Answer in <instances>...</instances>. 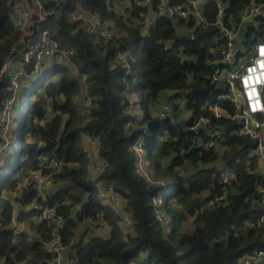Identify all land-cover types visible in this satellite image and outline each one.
I'll list each match as a JSON object with an SVG mask.
<instances>
[{
    "label": "trees",
    "instance_id": "trees-1",
    "mask_svg": "<svg viewBox=\"0 0 264 264\" xmlns=\"http://www.w3.org/2000/svg\"><path fill=\"white\" fill-rule=\"evenodd\" d=\"M11 1L0 0V115L15 96L10 73H2L19 38L11 16ZM223 1L227 4L228 16H236L251 0ZM73 2L111 19L116 37L98 41L72 22ZM119 6L113 0H63L59 16L41 25V30H49L61 48L73 49L74 55L70 63L55 62L33 87L21 90L18 95L28 91L33 100L28 101L19 128L9 132L11 137L17 132L22 134L15 149L16 167L10 170L5 166L8 149L0 160V173H3L0 178V257L7 256L4 264L25 261V264H48V255L37 237L49 238L50 224L42 221L36 237L24 232L17 238L8 228L13 204L4 197L5 192L20 191L21 196L16 199L22 207L36 198L33 185L23 183L30 177L26 168H35L38 157L46 155L64 163L56 177L59 188L48 203L56 205L65 218L63 240L69 242L73 237L78 238L72 246L74 264H241L245 257L264 250V228L258 225L264 214V195L260 191L264 178L259 173L254 152L256 142L234 133L240 127L238 123L227 118L214 119L215 124L227 127L226 149L195 148L190 153H181L180 148L191 145L194 139L192 133L184 135L187 122L182 120L174 125L170 119L154 114L160 100L171 101L173 95L185 96L184 109L193 111L194 116L210 115L209 106L214 103L231 113L236 111L234 102L218 99V95L227 90L212 84L208 78L213 69L209 61L216 56L213 51L223 42L220 31L215 26H198L195 38L189 39L179 34L171 21L161 18L146 35L133 19L146 9L128 5L127 16L117 10ZM206 11L209 18H214L215 0L208 1ZM260 22L258 26L245 29L244 45L264 40V19ZM186 24L193 27L195 22L191 19ZM120 52L127 56L128 71L116 61ZM24 67L30 71L33 65ZM83 81L94 97L90 120L85 125L79 111ZM130 86L142 99L145 116L140 121L128 111L125 91ZM18 99L13 103L14 110ZM173 106L175 113L182 112L178 104ZM145 120H152L154 137L148 153L150 168L156 178L165 181L166 175L171 177L174 181L171 189L168 185L148 183L135 173L132 144ZM128 123L133 125L128 127ZM165 129L178 136L179 141L164 140ZM83 133L101 139V156L108 162L106 172L96 179L89 177ZM187 163L191 165L190 171L185 170ZM223 166L235 171V179L229 186L220 182ZM98 181L114 187L123 211L133 220L130 228L123 224L122 211L99 197ZM225 188L231 192L227 203L198 214L194 229L185 231L184 224L189 215L201 207L204 195L215 196ZM155 196L165 198L162 209L172 215L170 230L152 212ZM26 218L27 212L21 210L18 219ZM86 220L105 223L110 229L107 236L85 240L88 232L80 234L78 231Z\"/></svg>",
    "mask_w": 264,
    "mask_h": 264
},
{
    "label": "built area",
    "instance_id": "built-area-1",
    "mask_svg": "<svg viewBox=\"0 0 264 264\" xmlns=\"http://www.w3.org/2000/svg\"><path fill=\"white\" fill-rule=\"evenodd\" d=\"M63 0H12L10 3L11 16L15 26L19 30V38L16 41L13 51L7 58L2 73L12 61L13 57H19L22 65L16 66L11 75V84L15 96L6 104V108H13L16 98L23 89L34 86L35 81L43 75V72L53 66L55 62L70 63L74 55L73 49L61 48L59 41L51 37L49 30H41L44 21L60 14ZM120 5L125 3L122 12H126L128 5L143 7L146 9L140 17H133L135 25L140 28L143 34H149L155 26L156 21L165 18L174 26L181 23L186 27V23L191 19L195 25L201 27H218L222 44L215 48L216 53L209 63L212 65V73L208 76L212 84L221 85L227 91L218 95L220 100H230L235 103L236 111L231 113L227 109L214 103L210 105V115L194 116L193 111L186 110L183 120L187 122L184 135L192 133L194 139L191 145L181 147V153H190L195 148L203 150L220 149L224 150L227 127L223 124H215L214 119H230L232 123H238L240 127L234 132L239 136L247 137L256 142L254 152L259 163V173L264 178V40L246 46L243 43L244 35L242 31L253 24L260 25V19H264V1L251 0L238 15L227 14V4L223 0H215L216 12L214 18H209L206 5L209 0H113ZM75 9L71 12L70 20L79 24L88 33L92 34L98 41H108L116 37V30L109 21L96 11L86 9L81 3L73 2ZM189 39H194L192 31L186 32ZM16 52V54H14ZM15 55V56H14ZM116 61L127 71L130 68L129 61L125 53H118ZM24 65H33L27 71ZM133 86L125 91L128 100V111L142 120L145 116L142 101L134 95ZM173 94V93H172ZM133 96H135L133 98ZM185 103V96H174L171 101L163 106L156 107L154 114L162 119H170L177 125L179 120L174 111L175 104ZM94 106V97L89 94L87 86L83 90V100L80 102L79 111L83 118V125L90 120L91 109ZM190 122V123H189ZM189 123V124H188ZM133 124L128 123L127 126ZM8 124L5 115L0 116V160L5 151L10 147L11 140L8 139ZM147 127H142L141 132L136 136L132 150L135 156V173L151 184H167L162 179L156 178L150 168L148 152L145 149ZM163 139L177 142L178 136H174L169 129H165ZM95 168L97 176H101L108 168V162L101 156V139L94 137ZM64 168L63 161L51 158L46 155L38 157V164L29 170L30 177L27 183H31L37 191V196L30 204L32 210L39 213L41 220L46 221L51 226V234L47 239L37 237L42 242L48 264H71L69 259L64 258L65 250L71 249L78 238H71L65 242L62 230L65 227V218L58 212L56 205H50L48 200L56 191L57 174ZM253 169L250 168V171ZM235 179V171L228 167H221L220 182L229 186ZM98 195L104 203L110 204L117 211H122V219L125 227L130 228L133 220L127 212L123 211L121 199L110 184L98 181ZM264 195V187L260 188ZM231 192L225 188L222 193L215 196L204 195V201L195 214L189 215L186 222L194 223L198 214L208 209H216L224 206ZM21 193L11 197L4 194L6 199H11L13 209L9 219L8 228L18 236L24 231L25 223L18 219L20 203L17 201ZM17 198V199H16ZM165 202L163 196H155L152 199V212L155 218L164 226L168 219L162 206ZM258 225L264 228V214L259 218ZM50 255V257H49ZM7 256L0 257V264H4ZM20 264V263H19ZM241 264H264V250H259L255 255L245 257Z\"/></svg>",
    "mask_w": 264,
    "mask_h": 264
},
{
    "label": "crops",
    "instance_id": "crops-1",
    "mask_svg": "<svg viewBox=\"0 0 264 264\" xmlns=\"http://www.w3.org/2000/svg\"><path fill=\"white\" fill-rule=\"evenodd\" d=\"M253 25H255V24H253ZM253 25H251V26H253ZM255 26H258V25H255ZM196 27H197L196 25H194L193 27H189V26H186V27H184V26H178L177 29H178L179 34H181L182 36H186L187 38H189L188 35L186 34L187 30L188 31L195 32ZM245 29H247V28H245ZM245 29L242 31V33L245 31ZM258 41L259 40H257L255 43H257ZM13 61L16 64H15L14 68L11 71V70H9L10 69L9 66H10V63L13 62ZM11 62L7 65V67L5 68V71L4 72H7L8 71V73L11 74L16 69L15 68L16 66H18V65L21 66L22 65L21 59L19 57H13ZM133 92H134V95L137 94L139 96V94L136 93V91H133ZM138 96H137V98H138ZM134 97L135 96H133V98ZM170 97H171V95H170ZM140 100H142V99L140 98ZM169 101L170 100H167V99L160 100V102L158 103V107L160 106V108H161V106L169 103ZM178 105L182 109V112L180 114L179 113H176V117L179 120V122H182L183 117H184L183 115L186 112V110L184 109L185 108V104L183 102H181ZM155 111H157V110L155 109ZM44 122L45 121H41V123H44ZM142 127H144L143 124H142ZM81 137H82V145H83L85 151L87 152L88 158H89V167H88L89 177L91 179H96V178H98V176H97V171H96V168H95V165H94L95 157L97 156L96 153H94V142H93L94 137H90L86 133H83ZM39 144H41V142H39ZM29 170H30V168H26V172L29 173ZM26 182H27V178L24 179V182L23 183H25V185H26ZM58 184H60V182L59 183L58 182L56 183V190L59 188V185ZM19 193H20V191L11 192L9 194H10L11 197H13V196L18 195ZM21 210L22 211L23 210L26 211L27 214H28V218H26L25 220H19L20 222H24L25 223V229H24V231L22 233L26 232V233L30 234L31 237H36V234L35 233L37 232L38 226L42 222L39 213L32 210V205L30 203L27 204L25 207H22L21 206V208H19V213L21 212ZM109 230L110 229L108 228V226H106L105 223H100V222L90 221V220L87 221L86 220V221H83L82 222V229L79 230L78 232L81 234L84 231H87L88 233H87V236L85 238V240H87L90 237L92 238L94 236L106 237L107 236V232ZM63 256H64L65 259H69V261H70L71 264H74V251H73V248L68 249V250H65ZM25 263H26V261L25 262H22L20 264H25Z\"/></svg>",
    "mask_w": 264,
    "mask_h": 264
},
{
    "label": "rangeland",
    "instance_id": "rangeland-1",
    "mask_svg": "<svg viewBox=\"0 0 264 264\" xmlns=\"http://www.w3.org/2000/svg\"><path fill=\"white\" fill-rule=\"evenodd\" d=\"M125 3H123V5H120L119 8H117V10L121 13L123 8L125 7ZM120 14V13H119ZM107 21H109L111 24H112V20L109 19V18H106ZM15 62H11L10 63V69L12 71V69L14 68L15 66ZM77 74L78 71H77ZM81 76V75H80ZM84 81L82 82V87H81V94L79 96V100L80 102L83 100V90H84ZM136 93L139 94V92L136 90ZM140 95L138 96V100H140ZM30 100H33V96H31L29 94L28 91H25L23 92L20 96H19V99L17 101V104L15 106V110L12 108H4L1 115H5L6 116V119H7V124H8V133H7V136H8V139L11 140V143H10V147L8 148L7 152L5 153L6 155H8L7 157V162L5 164V166L8 168V169H14L16 167V164H17V157H16V153H15V149L18 147V144L20 143L21 141V138H22V134L20 132H17L14 137H11L9 135V132L13 129V128H19V124L22 122V119L24 117V109L28 103V101ZM142 101V100H140ZM7 104V103H6ZM6 107V106H5ZM143 126L147 127V135H146V141H145V149L146 151L149 153L150 149H151V146L153 144V141H154V137H153V133L151 131V125H152V120H145L143 123ZM2 159V158H1ZM185 170H188L190 171V163H187L185 166ZM3 175V173L1 172L0 173V178L1 176ZM165 181L168 185V189H171L174 185V181L171 177L167 176L165 177ZM7 195H9L7 193ZM167 219H168V222H167V225L166 227L170 230L171 226H172V215L168 212V213H165ZM195 227V223H192V222H186L184 224V230L185 231H192Z\"/></svg>",
    "mask_w": 264,
    "mask_h": 264
}]
</instances>
